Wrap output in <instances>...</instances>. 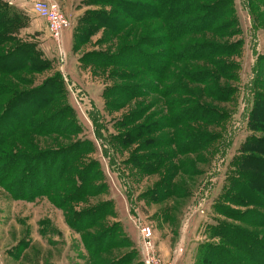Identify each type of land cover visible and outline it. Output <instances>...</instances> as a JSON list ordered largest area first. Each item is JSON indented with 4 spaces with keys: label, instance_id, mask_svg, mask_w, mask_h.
<instances>
[{
    "label": "rangeland",
    "instance_id": "374dc122",
    "mask_svg": "<svg viewBox=\"0 0 264 264\" xmlns=\"http://www.w3.org/2000/svg\"><path fill=\"white\" fill-rule=\"evenodd\" d=\"M0 1L21 19L0 49V117L11 110L6 130L27 118L0 166L60 157L46 195L0 183V264H143L141 226L165 264H210L211 246L248 256L222 225L264 247V0H166L164 18L142 21L53 0L71 22L61 44L33 0ZM102 11L113 27L90 23Z\"/></svg>",
    "mask_w": 264,
    "mask_h": 264
},
{
    "label": "trees",
    "instance_id": "16d2710c",
    "mask_svg": "<svg viewBox=\"0 0 264 264\" xmlns=\"http://www.w3.org/2000/svg\"><path fill=\"white\" fill-rule=\"evenodd\" d=\"M95 1L99 4L101 3L108 4L110 6H113L114 8L120 9V11H122V13L125 15L124 19H131L134 21H142L146 19L147 15L148 16L154 15V16H157V18H161V17L164 18L165 16L164 12L167 11L165 10V7L168 4V1L166 0H164L165 4L163 6L162 4L150 6L143 2H133L130 0H95ZM117 11L118 13L120 12L119 10ZM15 13H16L15 10H12V8H10L6 3H3L0 1V49L5 45L6 42H10L11 40L10 36L13 34L11 30H13L15 25L17 24V26H21L20 24L21 19H19L20 16ZM99 13H100L99 16H101L102 18L98 17V18H95L96 20H90V23H95L96 25H100L102 27H111L110 23H112V27H113L115 25L114 24L115 21L118 20L117 19L118 16H116L118 15L117 13L110 14L104 11L99 12ZM215 14H216L215 12H212L210 14L211 23L219 19V15H215ZM95 17L97 16L95 15ZM29 56L30 58L35 57V53ZM9 63H11V57L1 54L0 55V71L6 70ZM22 65L30 66L29 62H25V61H22ZM17 68L18 67H15V68L12 67V68H8L7 70L14 72L13 70ZM40 93L41 92L38 91V92H35L34 94L35 96H38V95L41 96ZM35 96H29L26 99L33 100L34 102H32V104L37 105L36 109H41L43 105L45 104L44 102L45 100L43 101L42 104H40L41 99L39 100L38 98H35ZM20 100L21 98L18 101ZM15 101L12 103V106L14 105ZM17 108L18 107L16 106L14 110L16 111ZM33 110L34 109H31L32 113H29L26 116L32 117L33 114L37 112V110H35V112H33ZM10 111L11 110L8 111L5 108L3 112L1 113L2 116L0 117V124H1L0 133H2L0 134V150L1 151H4V148L8 144V140L10 139V137H13L17 130L24 128V125L26 124V120H27V118L25 120L16 119L17 120V121L15 120L16 123L13 126H11V128L6 130V126L9 123V122L7 123L6 118L8 117L7 115ZM2 125H3V128H2ZM1 154L2 152H0V155ZM48 157L46 158L44 157L45 160L48 159L45 162L46 165H43V162H39L35 164L33 167L29 166L27 162H25L27 165L23 164L22 161L30 160V162H35L37 158H34L33 156L32 157L27 156L25 158H22L21 156L20 159L13 157L9 164L0 166V183L3 186H5L7 190L18 199H32L33 200L40 195L48 194L49 192L53 191L55 188V181L53 182L50 179L51 178L50 172L52 173L53 171L56 170L53 168L57 165L59 158H60L58 155L53 156L51 158H48ZM44 158L42 157L41 161ZM40 166L43 167L42 173H39L38 171V167ZM20 176H22L21 182L20 184H17L18 180L16 179H18ZM41 182H43V185H41ZM236 183L239 187H242V185L239 184V182H235L234 185ZM254 201L255 200H253V202ZM261 202H263L262 199L258 202V205H262ZM232 213H237V212L232 211ZM237 214L241 217L245 216L244 212L237 213ZM216 233L218 235H221L224 239H228V241H230L231 243H235L239 239L242 240V243L246 244V249H244V251L248 253V256H246L245 258H239L235 256L234 254H232L229 250L222 249L218 246H211V247H217L219 250H217V252H213V250H211L212 251L211 256L213 257V260L211 261L210 264H264V260L260 261L258 257L261 251L264 252V247L261 248L258 242H255L254 240L252 242L251 240L247 239L245 232H242L239 229H234V231H232V229H230L229 227L227 228V227H224V225H222L216 228ZM257 249L259 250L258 254L256 252Z\"/></svg>",
    "mask_w": 264,
    "mask_h": 264
},
{
    "label": "built area",
    "instance_id": "2783aa9c",
    "mask_svg": "<svg viewBox=\"0 0 264 264\" xmlns=\"http://www.w3.org/2000/svg\"><path fill=\"white\" fill-rule=\"evenodd\" d=\"M10 4L12 5V3ZM32 12L37 17L44 19L47 22L48 30L52 39L55 40L57 44H61L64 33L71 28V22L61 9L60 5L53 0H33ZM140 231L143 241V244L141 245V250L143 251V264H165L162 263L159 258H154V254L150 252L153 248L151 241L153 231L151 227L141 226Z\"/></svg>",
    "mask_w": 264,
    "mask_h": 264
}]
</instances>
